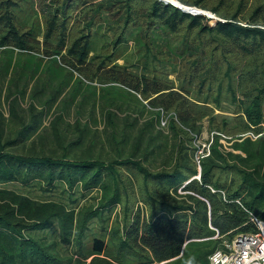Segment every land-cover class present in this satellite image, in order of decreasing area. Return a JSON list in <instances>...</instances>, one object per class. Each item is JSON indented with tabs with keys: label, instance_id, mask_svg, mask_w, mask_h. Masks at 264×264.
I'll return each instance as SVG.
<instances>
[{
	"label": "trees",
	"instance_id": "1",
	"mask_svg": "<svg viewBox=\"0 0 264 264\" xmlns=\"http://www.w3.org/2000/svg\"><path fill=\"white\" fill-rule=\"evenodd\" d=\"M179 1L218 19L162 0H0V264H210L264 221V0Z\"/></svg>",
	"mask_w": 264,
	"mask_h": 264
},
{
	"label": "rangeland",
	"instance_id": "2",
	"mask_svg": "<svg viewBox=\"0 0 264 264\" xmlns=\"http://www.w3.org/2000/svg\"><path fill=\"white\" fill-rule=\"evenodd\" d=\"M204 11L209 12L211 14V15H207L208 17H210V18H214L215 17L216 19H218L211 11H207V10H204ZM120 63H123V60H120ZM171 78H174V76H171ZM32 84H33V81H31L30 87L32 86ZM69 88H70V85L64 86L63 92L60 95L59 101L61 100L62 97H67L68 96L69 91H70ZM0 92H1V94H0V109L3 110L7 114L8 106L4 102V99H5L4 98V95L6 93V91H5V84L4 83H2L0 85ZM30 92H31V90L29 88L28 93L25 96H22L21 97V101L20 102H21V105H23L24 108H27L28 107V104L30 102V99H28L29 98V95H30ZM52 92H53V90H51V88L49 86L46 87V89L44 90V92L41 95H39L40 100H41V103H43L44 100H46V98H49V95H51ZM79 99H80V96L77 95L75 101L77 102ZM76 102H74L75 104L74 103L73 104H70V107L66 109L67 111L65 113V119H66V121L68 123H70V130L71 131H73V126H74V123L76 121V114H75V108H76L75 105H76ZM51 105L52 106L49 108L50 109L49 112L43 118L44 119V126H46V127L50 124L51 116L53 114H55L56 111H57V104L54 103V104H51ZM48 107H49V105H48ZM94 116L97 117V121L98 122L94 121L95 119L90 120L89 121V128H90V130L94 129V127H99V129H102L103 122L101 120V117L98 116V113L97 112L94 114ZM122 116H123V112H119V115H118L119 118L117 120V123H118L117 126H118L119 129L124 125L123 124L124 122H123V117ZM143 116L144 117L140 121L135 122L136 124H135V126H134L133 129H130V128L128 129L129 135L131 137H134V135L137 133V129L141 127V125L144 122V120L147 119V117H148L146 114H144ZM80 118H81L82 122H84L85 120H87L88 118L86 116V112H83L82 115L80 116ZM207 124H208L207 120H204V123H203L204 130L199 135L198 139L195 142L198 145H200L201 149L205 148V146H207L208 145V142L211 140V134L209 133V130L207 128ZM156 129L157 130H161L159 128V124H156L155 127H154V129L152 127H150L148 130L152 134V133H156ZM165 132L168 133L169 130L166 129ZM162 139H164V138H162ZM159 140H160L159 138L156 139V140H153L152 141V144H156V142L159 141ZM160 162H161V160L158 158L157 163L159 164ZM32 193H33V195H32L33 197L34 196H36V197H42V199H49V198L52 199V198H55V200L60 201V200H62L61 199V197H62L63 200H65V201L68 200L67 193L64 194V196H63V194L60 192V190L54 191L53 193H47L46 195H44L43 192H40L38 189H36V190L32 191ZM96 195H97V191L93 190V192L91 194L86 195V197H84V198L82 196L81 197H78V198L76 197L77 199H79V201H78V203L75 204V207L78 209L79 207H81L83 205L84 206H86V205L88 206L89 204L93 205L92 198H93V196H96ZM78 196H80V192L78 193ZM116 212H119V210H115L113 212V214H111V215L115 217L116 216ZM92 227H94V231L95 232L96 231H98V232L100 231L101 232V230H100V223H97L95 220L92 223Z\"/></svg>",
	"mask_w": 264,
	"mask_h": 264
},
{
	"label": "built area",
	"instance_id": "3",
	"mask_svg": "<svg viewBox=\"0 0 264 264\" xmlns=\"http://www.w3.org/2000/svg\"><path fill=\"white\" fill-rule=\"evenodd\" d=\"M161 126H167V118H162ZM210 144L208 142V145L200 148L196 154L199 169L202 157L209 154ZM250 223L254 225L255 231H242L231 240L224 241L222 244L225 249L214 251L209 257L210 264H264V221L254 214L250 217ZM218 235L217 231L214 238Z\"/></svg>",
	"mask_w": 264,
	"mask_h": 264
},
{
	"label": "water",
	"instance_id": "4",
	"mask_svg": "<svg viewBox=\"0 0 264 264\" xmlns=\"http://www.w3.org/2000/svg\"><path fill=\"white\" fill-rule=\"evenodd\" d=\"M162 1H164V2H166V3H168V4H171V5H175V6H177L179 9H181L183 12H187V13H192V14H194V15H211L209 12H206V11H202V10H200V9H198V8H196V7H193V6H185V5H183L179 0H174V2H172V1H169V0H162ZM215 18V17H214Z\"/></svg>",
	"mask_w": 264,
	"mask_h": 264
},
{
	"label": "bare ground",
	"instance_id": "5",
	"mask_svg": "<svg viewBox=\"0 0 264 264\" xmlns=\"http://www.w3.org/2000/svg\"><path fill=\"white\" fill-rule=\"evenodd\" d=\"M170 1H172V0H170ZM173 2H174V0H173Z\"/></svg>",
	"mask_w": 264,
	"mask_h": 264
},
{
	"label": "crops",
	"instance_id": "6",
	"mask_svg": "<svg viewBox=\"0 0 264 264\" xmlns=\"http://www.w3.org/2000/svg\"><path fill=\"white\" fill-rule=\"evenodd\" d=\"M200 170V169H199ZM200 176H198V178H199Z\"/></svg>",
	"mask_w": 264,
	"mask_h": 264
}]
</instances>
